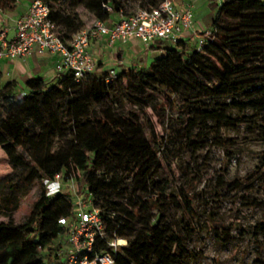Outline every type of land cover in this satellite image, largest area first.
<instances>
[{
  "label": "trees",
  "instance_id": "obj_1",
  "mask_svg": "<svg viewBox=\"0 0 264 264\" xmlns=\"http://www.w3.org/2000/svg\"><path fill=\"white\" fill-rule=\"evenodd\" d=\"M18 1L0 0V13L14 12ZM46 1L64 38L84 26L77 12L65 11L62 0ZM125 1L73 0L104 20L120 12L129 15ZM135 1L141 9L156 6L162 0ZM103 5L110 6L111 11ZM211 34L213 41L203 50L180 39L148 66L133 64L119 73L115 70L112 78L109 70L92 72L78 82L71 72L63 73L52 83L32 77L26 82L22 97L15 82L5 83L0 89V100L6 103L5 115H0V148L10 163L19 167L17 180L24 187L23 193L36 181L40 182V193L21 223L0 221V264L52 261V244L68 229L59 219L75 218L71 194L48 195L42 184L43 179H53L56 174L65 179L74 177L78 195L86 188L82 199L91 198L98 209L106 240H126L125 245L117 247L114 264H177L179 258L189 255L185 235L162 219L170 206L181 204L180 199L167 192L166 183L155 180L162 166L157 149L166 139L146 135L138 112H116L114 90L121 80L127 79L135 88L134 98L127 96L132 103H143L148 92L142 91L158 81L172 99L176 92L192 95L195 91L197 99L193 103L199 114L191 118V123L211 119L232 127L243 124L250 131H257L264 143V109L232 116L226 104L228 99L236 105L244 101L264 103V0H223L212 21ZM207 97L211 99L209 103L205 101ZM161 103L156 105L155 116L168 133L171 126L165 123L167 101ZM63 111L70 137L57 151L43 154L39 148L45 146L46 130L34 133L32 126L41 122L42 127L52 130ZM228 141L220 139L219 145H230ZM101 168L112 170L109 181L104 175H96L95 171ZM121 169L131 178V185L117 178L116 172ZM73 172L79 175L74 176ZM4 184L0 181V187ZM182 202L183 208L190 207L187 194L182 195ZM259 225L264 232V223ZM106 246V241L95 240V251Z\"/></svg>",
  "mask_w": 264,
  "mask_h": 264
},
{
  "label": "rangeland",
  "instance_id": "obj_2",
  "mask_svg": "<svg viewBox=\"0 0 264 264\" xmlns=\"http://www.w3.org/2000/svg\"><path fill=\"white\" fill-rule=\"evenodd\" d=\"M61 6L66 12H77L84 26L97 17L73 0H62ZM124 6L126 13L132 14L139 9V2L126 0ZM134 61L139 66L150 63ZM115 69L119 73L124 67ZM4 85H0V89ZM116 88L115 111L138 112L145 124L146 135L155 139L164 136L166 139L157 149L162 166L155 180L159 184L166 183L167 192L181 200V204L170 206L162 215L165 223L187 239L190 253L179 258L177 264H264V232L259 227L264 223V154L261 153L264 143L258 132L250 131L243 124L232 127L211 119L191 123V118L199 114V108L193 103L197 99L195 91L192 95L176 92L172 99L158 81L142 91V94L148 92L143 103H132L127 96H132L135 88L127 79L121 80ZM165 101L168 104L164 105ZM205 101L209 103L210 97ZM160 103L166 108L165 123L171 126L168 133L155 116L156 105ZM226 104L232 116L249 115L264 109V103L248 104L244 101L236 105L228 99ZM96 109L100 110L101 106L97 105ZM5 112L6 103L0 100V115L4 116ZM43 129L47 138L45 146L39 148L40 152L53 153L66 145L70 132L65 111L61 112L54 129L48 130L40 122L32 126L31 132L39 133ZM220 139H229L230 145H219ZM19 171V167L13 166L0 148V181L5 182L0 187V221L21 223L40 193L39 181L23 193L24 187L17 180ZM111 171L101 168L95 172L109 181L113 176ZM116 173L118 179L131 185L126 171L121 169ZM72 175L78 176L79 172ZM86 191L83 188L79 200H83ZM185 194L190 197L189 208L182 206V195ZM83 201L93 205L91 198ZM77 202V198L72 199L73 211L77 209Z\"/></svg>",
  "mask_w": 264,
  "mask_h": 264
},
{
  "label": "built area",
  "instance_id": "obj_3",
  "mask_svg": "<svg viewBox=\"0 0 264 264\" xmlns=\"http://www.w3.org/2000/svg\"><path fill=\"white\" fill-rule=\"evenodd\" d=\"M111 11L110 6L103 5ZM2 13H0L1 15ZM193 22L191 9L180 11L172 0H162L158 5L141 8L136 12L118 14V19L109 21L96 17L89 25L83 26L68 38L50 16V6L46 0H31L26 13L12 18L14 35L6 37L7 29L0 30V59L25 58L33 52L57 56L55 70L58 76L71 72L75 81H80L94 72L96 63L90 55L92 39L105 36L109 45L126 43L137 39L147 45L156 40L175 44L183 39ZM194 47L203 50L213 41L211 30L195 34ZM111 78L115 70H109ZM42 184L48 195L70 193L77 198L75 218H60L59 223L68 229L52 244V261L42 264H114V253L125 239L106 240L105 226L98 209L91 202L79 200L74 177L56 174L53 179H43ZM106 241L105 249L95 251V240Z\"/></svg>",
  "mask_w": 264,
  "mask_h": 264
},
{
  "label": "crops",
  "instance_id": "obj_4",
  "mask_svg": "<svg viewBox=\"0 0 264 264\" xmlns=\"http://www.w3.org/2000/svg\"><path fill=\"white\" fill-rule=\"evenodd\" d=\"M31 0H19L14 12L2 13L0 15V30L7 29L6 37L14 35L12 18L26 13ZM176 9L184 11L191 9L193 22L188 29L184 40L192 41L194 46L195 34H201L205 30H211L212 21L217 15L220 3L223 0H172ZM217 5V6H216ZM216 8L214 9V7ZM118 15H111L108 20H117ZM169 41H154L147 45L137 39L129 40L126 43H115L109 45L105 36L94 38L89 45V52L96 63L95 74L117 67H128L133 65L134 60L151 62L161 55ZM174 45L173 43H171ZM57 56L47 53L37 54L33 52L25 58L9 60L0 59V85L9 81L15 82V89L19 95L26 91V82L32 77H40L46 83H52L58 78L55 70Z\"/></svg>",
  "mask_w": 264,
  "mask_h": 264
},
{
  "label": "bare ground",
  "instance_id": "obj_5",
  "mask_svg": "<svg viewBox=\"0 0 264 264\" xmlns=\"http://www.w3.org/2000/svg\"><path fill=\"white\" fill-rule=\"evenodd\" d=\"M123 239H120V242H122Z\"/></svg>",
  "mask_w": 264,
  "mask_h": 264
}]
</instances>
